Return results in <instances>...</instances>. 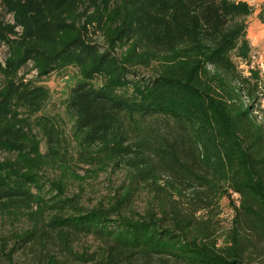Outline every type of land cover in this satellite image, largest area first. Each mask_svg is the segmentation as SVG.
Masks as SVG:
<instances>
[{
    "label": "trees",
    "instance_id": "1",
    "mask_svg": "<svg viewBox=\"0 0 264 264\" xmlns=\"http://www.w3.org/2000/svg\"><path fill=\"white\" fill-rule=\"evenodd\" d=\"M253 13L243 0H0V264H264ZM70 68L68 130L42 114L41 82ZM112 166L125 173L114 197L67 196L60 178Z\"/></svg>",
    "mask_w": 264,
    "mask_h": 264
},
{
    "label": "rangeland",
    "instance_id": "2",
    "mask_svg": "<svg viewBox=\"0 0 264 264\" xmlns=\"http://www.w3.org/2000/svg\"><path fill=\"white\" fill-rule=\"evenodd\" d=\"M247 2L253 9L254 13L247 18L248 24V39L253 49L252 66L261 70L264 79V23L260 21V13L264 6V0H243ZM7 20H12L7 16ZM7 48L0 46V63H4L7 57ZM242 69L248 70L246 65H242ZM29 69L26 70V72ZM36 77V73H31L28 78ZM80 81V76L75 69H67L61 72H55L47 78L43 79L41 85L49 89L51 99L43 111V115L56 116L62 119L63 124L68 130L71 129L72 123L67 117L65 102L69 97L70 89ZM262 109H264V97L261 100ZM3 155L0 153V158ZM94 173L87 172L83 168L77 170L76 179L71 175L66 178H60L59 173L54 170H47L46 175L50 180L64 179L69 184L68 197L77 198L82 202V205L87 208H92L101 201L109 200V197L115 195V192L124 183L125 173L115 166L107 168L103 171ZM141 209V203L136 204V209ZM223 210V227L229 226L231 217V206L229 200L224 198L221 203ZM2 219L0 218V225Z\"/></svg>",
    "mask_w": 264,
    "mask_h": 264
}]
</instances>
